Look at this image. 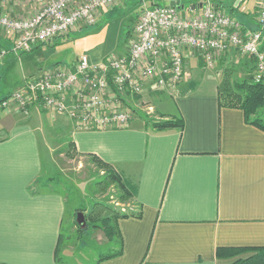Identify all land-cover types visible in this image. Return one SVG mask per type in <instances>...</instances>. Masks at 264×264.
Segmentation results:
<instances>
[{"label":"crops","instance_id":"obj_1","mask_svg":"<svg viewBox=\"0 0 264 264\" xmlns=\"http://www.w3.org/2000/svg\"><path fill=\"white\" fill-rule=\"evenodd\" d=\"M34 10L0 6V13L12 17ZM92 35L80 37L81 50L69 66L38 62L0 101L49 69H71L80 55L100 65L126 54L125 48L109 51L92 42ZM68 36L26 53L53 48ZM4 45L9 49L11 39L0 30ZM220 61L206 70L187 53L176 92L146 89L142 95L149 101L144 112L152 110L147 115L157 122L181 121L182 129L157 131L134 117L123 129L84 130L35 106L27 116L0 109V264H61L58 245L76 227V209L52 186L58 152L66 146L78 157L110 165L135 187L121 210L139 217L116 223L121 244L114 251L120 254L95 264H229L216 257L217 249L264 247V133L246 123L241 110L219 107ZM13 78L3 59L0 79Z\"/></svg>","mask_w":264,"mask_h":264},{"label":"built area","instance_id":"obj_2","mask_svg":"<svg viewBox=\"0 0 264 264\" xmlns=\"http://www.w3.org/2000/svg\"><path fill=\"white\" fill-rule=\"evenodd\" d=\"M122 2L0 0V6L35 8L25 17L0 13V30L11 39L9 49L0 48V63L8 53L19 56L95 25L102 11ZM255 22L264 28V0H259ZM124 48L126 54L109 56L100 65L80 55L71 69L55 67L30 78L0 101V109L27 116L35 106L64 116L84 130L123 129L131 115L122 100L141 96L146 89L176 92L184 76L187 53L196 55L206 70H213L230 53L250 58L254 65L252 82L264 86L261 31L243 27L211 0H199L187 9L177 3L141 6Z\"/></svg>","mask_w":264,"mask_h":264},{"label":"rangeland","instance_id":"obj_3","mask_svg":"<svg viewBox=\"0 0 264 264\" xmlns=\"http://www.w3.org/2000/svg\"><path fill=\"white\" fill-rule=\"evenodd\" d=\"M199 0H123L106 10L102 18L95 25L83 27L80 30L69 33L63 43H57L53 48L41 50L39 52L26 53L14 56L8 53L4 58V63L9 60L13 79L6 81L0 79V96L14 88L15 83L21 80L22 73L38 65V62L46 65L59 63L63 66H69L81 50L79 46L80 37L92 35V42L105 45L109 51L115 50L117 46L124 49L126 38L125 33L134 27L141 6L168 5L170 2L182 5L185 9ZM214 4L221 6L232 18L244 24L246 28L261 31V48L264 52V28H261L255 22L257 6L259 0H211ZM131 23V25H130ZM66 36V37H67ZM124 38V39H123ZM221 59L222 68L220 80L224 72L230 73V79L235 83L244 84L249 82L254 70L252 60L247 57L233 54L230 61ZM224 62V63H223ZM253 65V66H252ZM2 67V66H1ZM215 69V68H214ZM141 96L127 97L122 101V105L129 110L131 120L134 117H140L153 128L156 122L152 114L144 112L149 101L141 99ZM141 109V110H140ZM149 113V112H148ZM173 122H178L172 119ZM174 129V128H173ZM177 129V128H176ZM42 157L47 159L45 148H41ZM59 162L56 173H53L52 185L65 195L69 209L75 208L83 210L85 224H95L99 228L88 227L87 230L79 232L77 226L74 234L62 238L58 245V259L61 264H95L98 258L113 252L117 248L116 238L109 240L104 233L102 225L103 219L111 218L112 212L125 214L122 211L130 203L131 198L124 199L121 190L116 183H110V176L98 169L95 164L87 158L78 157L71 148L60 149ZM46 182L45 179L43 181ZM76 223V215L72 217ZM77 225V224H76ZM64 228V232H65ZM251 254L240 256L244 258ZM235 261L230 259L228 261ZM231 263V262H230Z\"/></svg>","mask_w":264,"mask_h":264},{"label":"trees","instance_id":"obj_4","mask_svg":"<svg viewBox=\"0 0 264 264\" xmlns=\"http://www.w3.org/2000/svg\"><path fill=\"white\" fill-rule=\"evenodd\" d=\"M151 6H157V4H152ZM241 25L245 27L244 24ZM130 34L131 32L128 30L125 33L124 38L127 39ZM1 48L8 49L7 45H4V47ZM226 72H224V75L217 86L219 107L241 110L244 114L245 122L255 126L264 133V86L254 84L251 78L249 82H245L244 84L235 83L230 79V73L226 74ZM182 127L183 124L181 121L173 122V120L156 121L153 125V128L157 131H165L173 128L182 129ZM92 162L98 169L102 170L104 174H108L110 176V183H116L118 185L124 199H129L134 195V185L127 179H124L110 165H107L96 158H92ZM77 212H83V210H78ZM129 216L139 217V215L120 214L113 211L111 218H106L102 221V225H105L103 228L104 233L109 240H112L113 237H115L116 244L118 246L121 244V240L116 227L117 220L127 218ZM89 225L94 229L99 228V226L95 224L88 223H86L83 228L78 225L76 226L79 232H83L88 229ZM119 254L120 251H113L102 256L98 261L108 260L118 256ZM246 254L251 255L240 258V256ZM216 257L220 260L236 259L229 264H264V247L217 249Z\"/></svg>","mask_w":264,"mask_h":264},{"label":"water","instance_id":"obj_5","mask_svg":"<svg viewBox=\"0 0 264 264\" xmlns=\"http://www.w3.org/2000/svg\"><path fill=\"white\" fill-rule=\"evenodd\" d=\"M173 4H174V3H172V2L169 3L170 6H172ZM76 224H77L79 227H81V228H83V227L85 226V220H84V215H83V213L78 212V213L76 214Z\"/></svg>","mask_w":264,"mask_h":264}]
</instances>
